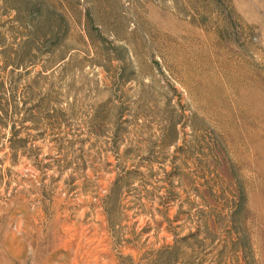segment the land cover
I'll list each match as a JSON object with an SVG mask.
<instances>
[{
  "label": "rangeland",
  "instance_id": "1",
  "mask_svg": "<svg viewBox=\"0 0 264 264\" xmlns=\"http://www.w3.org/2000/svg\"><path fill=\"white\" fill-rule=\"evenodd\" d=\"M0 264H264V0H0Z\"/></svg>",
  "mask_w": 264,
  "mask_h": 264
}]
</instances>
